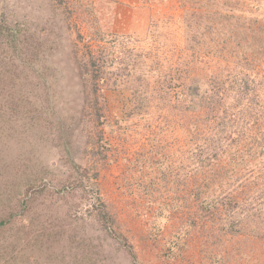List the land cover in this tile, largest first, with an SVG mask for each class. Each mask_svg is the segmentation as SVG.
Listing matches in <instances>:
<instances>
[{
	"label": "rangeland",
	"instance_id": "rangeland-1",
	"mask_svg": "<svg viewBox=\"0 0 264 264\" xmlns=\"http://www.w3.org/2000/svg\"><path fill=\"white\" fill-rule=\"evenodd\" d=\"M0 21V264H264V170L234 175L231 220L193 158L232 113L264 121V0H0ZM247 60L256 104L229 79Z\"/></svg>",
	"mask_w": 264,
	"mask_h": 264
},
{
	"label": "trees",
	"instance_id": "trees-1",
	"mask_svg": "<svg viewBox=\"0 0 264 264\" xmlns=\"http://www.w3.org/2000/svg\"><path fill=\"white\" fill-rule=\"evenodd\" d=\"M0 29H2L1 21H0ZM23 35L24 37L27 38L29 36V33L28 32L23 33ZM6 41H7L6 45L11 44V49L14 52L11 53L9 56L18 58L16 45H14L15 42L14 32L12 30L7 34ZM19 43H23V42L21 41ZM90 59H92V56H90ZM92 63H94L93 60ZM242 66L243 68L241 70V73H243V76L241 78H238V76H235L234 74L232 75L229 74L230 75L229 79L230 80L233 79V81L237 82L234 83L235 87L233 86L234 88L232 90H234L235 92L234 95L240 102L245 103V101L246 102L249 101L250 103L256 104L252 99H249L248 96V94L252 92V88L249 83L250 76L246 73V71L249 70L248 60L246 62H243ZM11 72L12 74H14L12 70H9V73ZM0 75L2 74L0 73ZM252 81L251 83H253ZM257 88L258 87L254 88V90L258 91L259 88L258 89ZM238 116L244 117V115L240 112L231 114L229 121H230V128L232 131L231 130L224 131V134L221 137L223 141V147L221 148V150L223 153H225V160L223 161V158H221V161L223 162H216V163L214 162V160L216 161V158L220 154L221 150H217L216 152L212 153V155H209L210 157L208 156L203 158L205 154L204 151H199V152L195 151L193 156V158L196 157L199 161V163L197 164V171L195 172L196 175L198 173L203 174L201 176L197 175L198 177L196 180L201 185H206L209 182H211V177H213L214 179L216 178L217 183L221 184L223 187L225 186V189L227 191L226 192L227 194L226 193L223 194L224 192H218L217 193L218 195L215 194V196L213 193H210L209 196L203 199V204L202 202H200V207L202 208L203 205H208L211 203L212 204L211 209L214 211V214L216 211H218V206L220 208L223 207L222 209L224 210V213L230 216L231 220L234 219L236 216L240 217L239 207L243 205L242 204L243 202L238 200V198H236V196H234L233 194L236 193L237 191H243L242 185L239 182L243 177L241 176L238 177L234 175L243 172L245 176H249V173L253 172L254 169L251 168L249 172H244V170H247L251 165H254L256 167L255 170L256 172H262L264 170V121L260 117L261 114L260 113L256 114V117L260 119V121L256 122L255 128L249 127L248 126L249 123L246 122L241 124L239 130L237 129L233 130L234 128L232 127L234 126L233 124H231V121H233L234 119H238L239 118ZM206 166L207 168H205ZM230 167L233 168L231 175L222 174L223 172H230ZM208 168H214L215 174H210V171L207 170ZM263 190H264V186H263ZM198 192L199 193L197 194V198L201 199L200 197L203 195V191H198ZM257 198L258 196H256V200H259ZM254 204L255 203H250L249 206L253 207ZM245 207L246 206L242 208V211L245 209ZM208 211L210 210L208 209ZM0 223L3 225L2 220H0Z\"/></svg>",
	"mask_w": 264,
	"mask_h": 264
}]
</instances>
